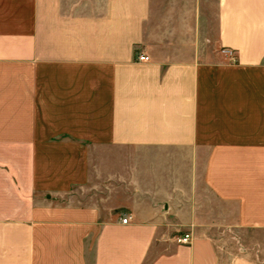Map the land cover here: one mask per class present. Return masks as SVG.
<instances>
[{
  "label": "crops",
  "instance_id": "0c3cea01",
  "mask_svg": "<svg viewBox=\"0 0 264 264\" xmlns=\"http://www.w3.org/2000/svg\"><path fill=\"white\" fill-rule=\"evenodd\" d=\"M0 264H264V0H0Z\"/></svg>",
  "mask_w": 264,
  "mask_h": 264
},
{
  "label": "built area",
  "instance_id": "2783aa9c",
  "mask_svg": "<svg viewBox=\"0 0 264 264\" xmlns=\"http://www.w3.org/2000/svg\"><path fill=\"white\" fill-rule=\"evenodd\" d=\"M222 53L226 54L227 56L230 57V59H234L235 57V52L230 49V48H222ZM149 57L145 54H137L136 56V60L138 61H146L148 60ZM131 216L130 215H125L124 217L121 218V222L122 223H128L129 220H130ZM175 240L177 243H180V244H189L191 242V234L190 233H185L183 235H179V236H176L175 237Z\"/></svg>",
  "mask_w": 264,
  "mask_h": 264
}]
</instances>
